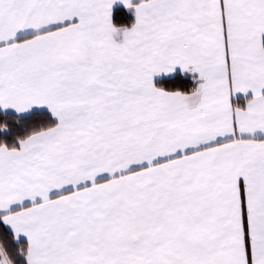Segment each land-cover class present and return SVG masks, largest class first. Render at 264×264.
<instances>
[{"label": "snow or ice", "instance_id": "6c2138e0", "mask_svg": "<svg viewBox=\"0 0 264 264\" xmlns=\"http://www.w3.org/2000/svg\"><path fill=\"white\" fill-rule=\"evenodd\" d=\"M0 264H264V0H0Z\"/></svg>", "mask_w": 264, "mask_h": 264}]
</instances>
